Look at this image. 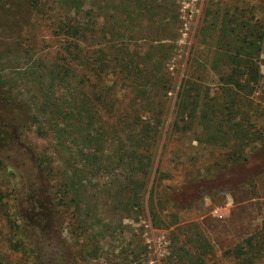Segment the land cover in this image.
<instances>
[{
    "label": "rangeland",
    "instance_id": "rangeland-1",
    "mask_svg": "<svg viewBox=\"0 0 264 264\" xmlns=\"http://www.w3.org/2000/svg\"><path fill=\"white\" fill-rule=\"evenodd\" d=\"M28 2L0 1V84L17 105L33 107L43 95L54 100L64 96L56 88L51 92L49 86L37 83L38 76L45 75L42 69L63 57L64 40L53 36L48 19L32 12ZM226 10L230 19L236 17L239 23L254 25L256 19H264V0H168L166 13L168 18L172 15L176 27L174 39H162L161 44L169 47L166 68L172 89L166 97L164 129L151 168L146 175L136 176L143 184L137 187L139 201L134 210L130 207L131 195L113 196L128 188L126 164L116 166L126 146L121 133L116 146L98 153L79 154L77 136H67L62 150L61 139L51 130L39 137L35 126L21 133L20 141L13 140L11 148L0 146V193L5 197L4 212L0 211V264H36L29 242L18 237L9 240L4 219L14 221V230L24 223L32 227L41 221L42 212L35 207L34 199L43 189H47L45 198L60 216V231L66 249L72 253V264H234L224 253L242 246L259 232L264 221V174L252 186L238 190L223 186L213 195L200 191L199 198L188 207L180 206L177 199L184 185L213 180L227 171L224 158L239 153L232 146L214 144L209 138L210 127L239 126L242 121L237 113L245 108L256 128L264 125L257 115L264 111V42L258 60L261 78L257 84H249L244 104L236 102L223 87L221 76L227 74V67L218 64L213 68L216 51L212 40L217 32H207L208 19H219ZM201 29L206 31L204 35L199 34ZM138 46L144 49V43ZM95 50L88 47L90 52ZM190 51L195 52L194 70H188ZM188 71L194 78L186 77ZM245 81L242 78L240 85ZM107 82L111 85L114 79L107 75ZM234 92L243 94L239 89ZM125 108L121 106L123 112ZM17 114L24 115L21 110ZM30 114L36 115L33 111ZM121 116H107L101 110L98 114L111 129L120 123L116 119ZM139 117L145 124L151 123L148 112ZM175 119L182 129L169 139L167 133ZM70 157L73 165H66ZM93 157L105 162L107 169L98 171ZM41 165L47 170L40 169ZM66 172L76 175L74 201L61 197ZM107 189L111 194L106 195Z\"/></svg>",
    "mask_w": 264,
    "mask_h": 264
},
{
    "label": "trees",
    "instance_id": "trees-1",
    "mask_svg": "<svg viewBox=\"0 0 264 264\" xmlns=\"http://www.w3.org/2000/svg\"><path fill=\"white\" fill-rule=\"evenodd\" d=\"M48 2L50 5L46 7ZM167 3L168 0H29L31 11L48 19L53 36L64 40L63 57L56 59L49 68L42 69L45 75H39L37 83L41 87L49 86L51 92L52 88H56L64 92V96L61 100H54L43 95L42 101L33 107L19 106L10 99V92L3 89L4 84H0V146L11 148L13 140L20 141L21 133L35 126L39 137L44 136L46 130H51L54 137L61 139L59 146L62 150L67 136H77L79 154L89 151L98 153L110 149L111 145L116 146L119 142L116 137L121 133L126 139L123 143L126 146L124 153L116 160V166L126 164L129 170L128 188L120 189L113 196L123 197L124 193V197L131 195L130 207L134 210L139 201L137 187L143 184L136 180V176L146 175L151 168L164 129L166 97L172 89L166 68L169 47L161 44L162 39H174L173 28L176 27L172 15L167 16ZM233 11L238 12V9L234 8ZM228 12L226 10L219 19H208L207 32H217L212 40L216 51L212 64L215 65L213 68L218 64L227 67V74L221 76L223 87L228 89L226 92L230 91L236 102L244 104L249 84H257L261 78L258 60L264 42V19H256L254 25L248 21L239 23L236 17L230 19ZM204 32L201 29L199 34ZM204 38L208 39L207 36ZM138 43H144V49ZM88 47L97 50L90 52ZM194 53H189L188 70L195 67ZM107 75L114 79L111 85H108ZM188 76L194 78L190 71L186 73ZM242 78L246 80L245 85L239 83ZM43 79H47V82ZM187 84L190 87L191 84ZM234 89L241 90L243 94L237 95ZM121 106L126 107L124 112ZM19 109L24 115L18 116ZM100 110L107 116L118 118L122 112L124 116L116 119L120 123L111 129L105 119L98 117ZM32 111L36 115L29 116ZM146 112L150 115V124L140 120L139 114ZM237 114L242 121L239 126L226 128L215 125L208 129L211 132L208 133L214 144L232 146L239 153H231L230 157L224 158L228 164L225 168L227 171L213 180L184 185L177 193L180 206L188 207L195 202L200 191L213 195L223 186L230 191L252 186L254 180L264 174V125L256 128L250 122L246 108ZM257 115L264 120L263 110ZM187 117L191 122V112ZM181 129L176 120L170 126L167 137L170 139ZM254 144L259 146L258 149L250 146ZM72 159L70 157L66 165H73L70 162ZM93 160H96L98 171L107 169L105 162H98L96 157ZM87 164L91 165V162ZM39 167L47 170L42 165ZM69 176L66 172L61 197L74 201L77 189L73 178L76 175L72 172ZM107 192L106 195L111 194L110 189ZM46 195L47 189H43L34 199L35 207L42 212L41 221L38 220L34 226L29 227L24 223L14 230V221L4 219V226L9 231L8 238L12 240L18 237L20 241L29 242L36 264H72V253L66 249L61 235L60 216L45 198ZM4 198L0 193L2 213L5 209ZM19 230L22 232L19 233ZM8 245L13 246L12 242H8ZM224 257L234 264H264V221L258 233L242 246L227 250Z\"/></svg>",
    "mask_w": 264,
    "mask_h": 264
},
{
    "label": "built area",
    "instance_id": "built-area-1",
    "mask_svg": "<svg viewBox=\"0 0 264 264\" xmlns=\"http://www.w3.org/2000/svg\"><path fill=\"white\" fill-rule=\"evenodd\" d=\"M214 214H215L216 216H218V212L215 211Z\"/></svg>",
    "mask_w": 264,
    "mask_h": 264
}]
</instances>
